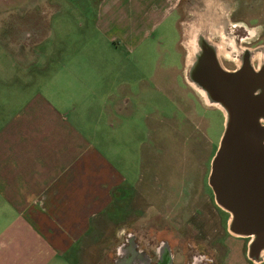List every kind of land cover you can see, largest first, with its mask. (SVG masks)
I'll use <instances>...</instances> for the list:
<instances>
[{
	"label": "crops",
	"instance_id": "0c3cea01",
	"mask_svg": "<svg viewBox=\"0 0 264 264\" xmlns=\"http://www.w3.org/2000/svg\"><path fill=\"white\" fill-rule=\"evenodd\" d=\"M45 1L0 0V48L31 76L0 101V264H87L88 244L139 176L129 153L135 108L127 95L102 107L100 96L133 86L128 55L184 0ZM93 3L97 36L84 41L79 17ZM35 48L45 51L31 55ZM118 55L123 67L113 66ZM49 63L61 71L41 74ZM117 218L110 222L123 224ZM125 236L122 228L116 241Z\"/></svg>",
	"mask_w": 264,
	"mask_h": 264
},
{
	"label": "rangeland",
	"instance_id": "374dc122",
	"mask_svg": "<svg viewBox=\"0 0 264 264\" xmlns=\"http://www.w3.org/2000/svg\"><path fill=\"white\" fill-rule=\"evenodd\" d=\"M45 2L43 0L44 5ZM225 2L223 6L229 11L225 18L230 25L227 31L219 33V46L225 41L231 47L229 37L240 34L243 40L240 45L264 52V0ZM74 3L78 4L79 0ZM96 9L97 3H93L85 16L79 17L86 27L81 32L84 41L97 36L93 32ZM231 10H237L233 16ZM190 20L191 10L184 2L178 13L171 15L149 41L128 55L127 73L132 77L133 86L127 91L118 90L111 98L105 93L100 96L102 107H114L117 100L127 95L131 101L129 106L135 108L132 123L136 140L134 151L129 153L139 176L124 201L112 209L113 215L103 220L98 236L88 244L85 251L87 264H94L98 254L102 264H114L128 235L139 242L141 249L147 247L148 242L166 240L175 256L174 264H188L195 254L213 257L217 264H259L249 258V239L229 232L230 214L217 204L209 185L212 162L221 143L225 122L221 112L205 105L203 97L189 84L187 71L191 50L186 36L180 37L179 29L180 23ZM237 25L246 30L235 28ZM226 32L230 33L229 37ZM35 50L30 54L45 51V48ZM228 59L237 62L234 55ZM113 66L123 67L121 55L117 56ZM61 68V65L49 63L41 74L47 75L53 70L60 72ZM0 75L5 79L0 81V101H12L20 92V86L31 77L21 76L22 70L14 66L1 48ZM37 89L35 84L28 86L29 91ZM193 92L206 108L214 111L202 110ZM144 139V145H140ZM113 216L123 224L113 225L110 222ZM122 228L127 229V236L116 241ZM103 237L104 240L113 238L114 243L104 241ZM106 247H109L107 253Z\"/></svg>",
	"mask_w": 264,
	"mask_h": 264
},
{
	"label": "water",
	"instance_id": "95a60500",
	"mask_svg": "<svg viewBox=\"0 0 264 264\" xmlns=\"http://www.w3.org/2000/svg\"><path fill=\"white\" fill-rule=\"evenodd\" d=\"M202 59L221 81L202 91L213 97L226 117L209 185L217 204L230 214L229 232L249 239V258L260 262L264 253V67L258 76L250 66L228 72L212 47ZM255 79L262 84L255 87L251 84ZM256 89L262 93L255 100Z\"/></svg>",
	"mask_w": 264,
	"mask_h": 264
},
{
	"label": "flooded vegetation",
	"instance_id": "af4514ba",
	"mask_svg": "<svg viewBox=\"0 0 264 264\" xmlns=\"http://www.w3.org/2000/svg\"><path fill=\"white\" fill-rule=\"evenodd\" d=\"M184 2L189 5V10H191V20L187 23H180L181 29H178L179 32L181 31V38L184 37V35L186 36V43L191 50V58H189L190 62L188 65L187 77L190 82L189 84H191L193 89L199 93L197 90L203 92L202 88L205 86L210 85L211 87H216L221 84V81L216 79V73L208 71V69L211 68V65L205 61H202V57H204L208 47H212L216 51L220 63L226 71L237 72L242 68L250 66L255 71L253 74L258 76V73H260L259 71L262 69V67H264V62H261L255 58L259 48H256L253 51L250 47L240 45V42H243L240 34L233 36L234 38H230V33L226 32L229 40L232 42H230L232 45L230 50H233V55L236 57L237 62H232L231 60L224 59L220 56V46L218 44V42H220L219 33L211 35V30L215 29L216 25L219 23V25H222V22L225 25L224 30L227 31L229 28L230 24L225 18V16L229 14V11L223 6V4L226 3L225 0L222 2H220V0H186L181 2V7ZM231 11L233 16L234 12L237 10ZM229 19L231 20V18ZM236 27L246 30V28L242 25H237L235 28ZM182 31H186V33L184 34ZM181 45L183 46V43H181ZM251 84H253L255 87H258L262 84V81L255 79L251 82ZM203 93L205 94V92ZM261 93V89H256L252 98L256 100L261 96ZM205 95L206 100H208V102L211 104L207 105L203 98L205 105L211 108L216 107L218 111L221 112L224 122H226V117L223 110L219 108L218 105L214 104V102H212L213 97L210 94ZM193 96L202 106L200 107L202 110H205L206 112L213 110L209 107L208 108L210 110L206 108L202 100L199 99L195 92H193ZM146 246L147 247L144 249H141L139 242L133 236H128V238L125 239L122 246L119 248V252L117 253L118 255L116 259L114 260V264H174L175 256L166 240L160 241L158 243L148 242ZM188 264H217V261L210 256L195 254L191 257V260Z\"/></svg>",
	"mask_w": 264,
	"mask_h": 264
},
{
	"label": "bare ground",
	"instance_id": "6f19581e",
	"mask_svg": "<svg viewBox=\"0 0 264 264\" xmlns=\"http://www.w3.org/2000/svg\"><path fill=\"white\" fill-rule=\"evenodd\" d=\"M220 24V23H219ZM216 25V27H215V29H213V30H211L212 31V34L211 35H215V34H217V33H220V34H222V30H224V27H225V25H224V23L222 22V25ZM224 37V36H223ZM232 43V42H231ZM229 46V44L228 43H226L225 41H223L222 43H221V45H220V56L222 57V58H224V59H228V58H230V57H232L233 56V50H230V46ZM231 45V44H230ZM228 47V49H229V51L227 50V47ZM231 47H232V45H231ZM233 49V48H232ZM263 53V54H262ZM189 58H191V57H189ZM255 58L257 59V60H259V61H261V62H263L262 60H263V58H264V52H261V53H257L256 55H255ZM189 62H190V60H189ZM198 92H199V94L204 98V100H205V102H206V104L207 105H211L209 102H208V100H206V95L203 93V92H201L200 90H197Z\"/></svg>",
	"mask_w": 264,
	"mask_h": 264
}]
</instances>
